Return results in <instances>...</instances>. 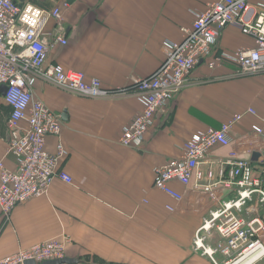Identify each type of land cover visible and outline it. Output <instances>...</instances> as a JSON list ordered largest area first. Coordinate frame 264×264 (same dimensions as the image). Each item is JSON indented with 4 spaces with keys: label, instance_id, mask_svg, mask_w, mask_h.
<instances>
[{
    "label": "crops",
    "instance_id": "obj_1",
    "mask_svg": "<svg viewBox=\"0 0 264 264\" xmlns=\"http://www.w3.org/2000/svg\"><path fill=\"white\" fill-rule=\"evenodd\" d=\"M43 8L60 6L68 44L51 48L49 62L98 78L105 89L124 90L132 78L153 74L165 58L167 42H179L183 28L196 13L216 0H15ZM54 31L50 20L45 29ZM252 37L236 25L223 29L214 56L254 47ZM232 62L215 69L206 60L191 75L193 81L159 113L140 146L120 143L123 128L142 110L134 94L89 98L44 80L34 86L35 98L60 114L62 132L47 137V150L67 151L59 162L73 178H54L45 196L18 204L5 219L0 211V259L51 239L68 236L66 257L73 264H213L196 251L194 235L213 206L205 197L200 210L191 187L172 183L188 199L177 202L153 187L154 169L182 155L184 143L199 130L220 128L235 113L230 146L219 147L215 161L236 152L252 160L260 136L252 125L264 127V73L237 76ZM252 107L258 116L247 114ZM11 108L0 93V160L7 154ZM205 167V166H204ZM168 205L175 206V211ZM264 264V257L256 262Z\"/></svg>",
    "mask_w": 264,
    "mask_h": 264
},
{
    "label": "built area",
    "instance_id": "obj_2",
    "mask_svg": "<svg viewBox=\"0 0 264 264\" xmlns=\"http://www.w3.org/2000/svg\"><path fill=\"white\" fill-rule=\"evenodd\" d=\"M69 3L64 0L65 6ZM50 20L54 21L53 32L45 30ZM229 25L238 26L255 45L214 56L221 33ZM182 31L181 41L167 42L165 58L153 74L134 77L124 90L113 91L83 71L49 62L53 46L68 44L60 6L47 9L32 2L0 0V86L7 87L3 95L11 108L7 154L15 162L12 169L0 160V211L5 219H10L18 204L45 196L54 178L73 182L59 167L67 155L65 148L59 144L55 153L47 150V137L59 136L63 124L60 114L35 98L34 86L39 80L89 98L134 94L142 110L123 128L120 143L140 146L156 115L165 113L176 95L193 83L191 75L201 61L206 60L211 69L232 62L237 76L264 73V0H216L196 13L193 25ZM246 113L258 116L252 107ZM244 115L235 113L220 128L197 131L184 143L180 157L169 159L153 172V187L175 201L188 199L173 187L178 182L201 195L200 210L205 197L213 203L193 238L195 250L213 264H236L264 249V127L252 125V132L260 136L253 142L254 152L259 153L257 162L233 151L227 158L209 159L217 148L232 144L231 130ZM259 118L264 125V114ZM167 208L175 211V206ZM70 242L68 236H62L35 244L1 258L0 264L62 259ZM262 257L264 254L258 260Z\"/></svg>",
    "mask_w": 264,
    "mask_h": 264
},
{
    "label": "water",
    "instance_id": "obj_3",
    "mask_svg": "<svg viewBox=\"0 0 264 264\" xmlns=\"http://www.w3.org/2000/svg\"><path fill=\"white\" fill-rule=\"evenodd\" d=\"M6 91H7L6 85L0 86V93L5 95ZM258 157H259V153L254 152L252 155V161L257 162ZM76 262H77V260H75V259L64 257L62 259L47 260V261H43L41 263H37L33 260H29V261L25 262V264H73Z\"/></svg>",
    "mask_w": 264,
    "mask_h": 264
},
{
    "label": "bare ground",
    "instance_id": "obj_4",
    "mask_svg": "<svg viewBox=\"0 0 264 264\" xmlns=\"http://www.w3.org/2000/svg\"><path fill=\"white\" fill-rule=\"evenodd\" d=\"M263 254H264V249L250 253L246 256V258H243L241 261H239L236 264H252L256 260H258Z\"/></svg>",
    "mask_w": 264,
    "mask_h": 264
}]
</instances>
